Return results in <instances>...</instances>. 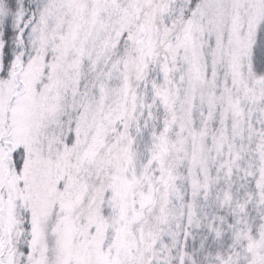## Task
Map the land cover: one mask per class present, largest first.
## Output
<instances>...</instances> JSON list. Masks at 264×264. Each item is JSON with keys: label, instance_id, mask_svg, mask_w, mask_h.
<instances>
[{"label": "snow or ice", "instance_id": "6c2138e0", "mask_svg": "<svg viewBox=\"0 0 264 264\" xmlns=\"http://www.w3.org/2000/svg\"><path fill=\"white\" fill-rule=\"evenodd\" d=\"M0 264H264V0H0Z\"/></svg>", "mask_w": 264, "mask_h": 264}]
</instances>
